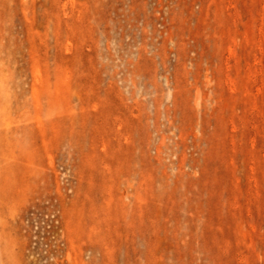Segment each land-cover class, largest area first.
<instances>
[{
  "label": "rangeland",
  "instance_id": "374dc122",
  "mask_svg": "<svg viewBox=\"0 0 264 264\" xmlns=\"http://www.w3.org/2000/svg\"><path fill=\"white\" fill-rule=\"evenodd\" d=\"M0 264H264V0H0Z\"/></svg>",
  "mask_w": 264,
  "mask_h": 264
}]
</instances>
